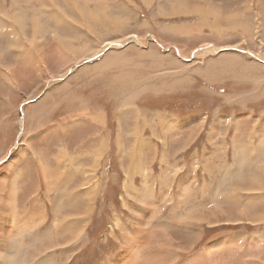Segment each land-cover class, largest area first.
Masks as SVG:
<instances>
[{"label":"rangeland","instance_id":"374dc122","mask_svg":"<svg viewBox=\"0 0 264 264\" xmlns=\"http://www.w3.org/2000/svg\"><path fill=\"white\" fill-rule=\"evenodd\" d=\"M107 1L110 0H0V183L4 178L7 181L6 188H0V221L8 217L13 193H18L19 201L15 200L18 221L11 219L9 229H13L11 236L23 243L24 263L39 264V261L48 260L49 264H132L138 254L137 248L132 249L135 252L126 250L137 241L139 264H264V172L258 170V173L252 174L249 182L233 190L231 182L238 184L242 175H235L233 181L227 177L236 166L234 146L237 142L245 138L257 144L259 140L255 137L254 141L251 125L242 126L248 133L244 138L234 134L232 128L228 133L221 134V123L218 128L217 124L214 126V119L217 117L218 120L221 116L244 118L245 123L250 124L253 118H259L264 125V76L260 75L264 62L258 54H249L247 45L242 43L239 52H243V59L235 61V67L231 70L225 68L226 62L216 60L221 57L218 56L220 53L232 50L221 42L212 46L203 44L204 41L197 37H172L170 33L158 32L160 21L168 25L179 20L191 22L190 18H196L192 14H183L190 13L183 7V3L189 0H167L166 4L171 8H165L157 19L151 18L150 12H156L159 0H154L150 11L144 4L139 5L127 24V36L117 39L120 41H105L97 51L99 53L96 52L94 56L95 53H92L89 59L80 56L74 59L71 56L73 61L68 62L61 59L59 54L57 56L54 49L48 52L50 47L43 48L42 54H37L35 44L38 39H35L39 32L33 30L37 28L35 21L61 20L57 11H49L52 7L65 8L71 14H67L68 23L72 22L77 31H92L108 17V8L104 7L102 12L95 15L91 13L93 6L106 4ZM190 1L205 3L211 0ZM223 1L227 6H232V1ZM83 5L91 7L85 15ZM257 5L256 0H251L248 12ZM113 15L118 19L121 16L118 13ZM90 16H94V19L84 20ZM123 18L126 22L127 17ZM199 18H202L198 20L202 35V29L215 28L204 18V14H200ZM167 30L179 36L189 31L187 27L175 28V25H169ZM61 32L71 31L63 29ZM14 33L19 36L12 42ZM56 37L60 39V36ZM72 38L75 40L78 35ZM212 41L209 38V42ZM14 46L21 55L14 52ZM248 46L254 49L250 44ZM259 48L262 52V45ZM181 49H184L182 54ZM77 51L79 49L74 53ZM237 53L224 54L236 56ZM14 55H20L16 56L20 59L16 60ZM112 56L114 62H107ZM105 61L107 66L103 68L101 64ZM235 70L237 73H234ZM177 73L180 84L174 85V82L178 83L175 78ZM66 79L70 85H61ZM142 86H145L144 91H141ZM58 88L64 90L55 98L60 102L68 99L70 105L66 106L68 102H64L53 111V115H48V120L38 122L33 117L34 102L46 93H55ZM128 97L133 102L125 106L123 102ZM90 106L99 108L104 121L108 119V126L100 125L106 136V147L103 141L93 145L90 139L99 131L94 129L88 137V131L83 133L86 124H82V120H86L85 117L92 119V123L101 121L85 116L86 110L93 112ZM124 110L133 112L134 119L127 118ZM71 112H78V116ZM70 113L68 124L72 122L71 118H76L78 122H72L69 128L74 129L75 135L82 140L66 143L64 137L63 142H54L47 137L48 141L44 143L48 127L59 123L65 114ZM162 116L169 118L166 120L168 123L170 120L180 122L181 119L195 116L192 118L197 121L196 127L202 124L200 129L203 130L196 143L181 155L190 160L197 152L200 160L195 168L196 195L189 202L190 206L183 202L182 205L177 204V192L180 182L183 184L181 192L188 191L187 178L192 177L194 168H191L193 172L184 170L182 175L179 173L175 178L173 168L168 167L176 160L174 149H178L179 145L170 150V162H159L163 149L161 143L164 144L162 140L167 141L168 135L179 132L176 128L166 131L163 118L160 122ZM189 121L192 124L191 118ZM152 122L162 126V136H153L155 131H150ZM233 122L236 123L237 119ZM177 128L181 129L182 126ZM212 128L217 131L216 134L212 132L214 136L210 132ZM137 131V138H129ZM125 133L128 137L124 136ZM144 135L153 138V141L145 139L149 146L144 147L142 153L141 142L139 146L134 144ZM218 135L220 140L216 137ZM157 142L159 146H155ZM253 142L245 143L249 153L245 150L243 171H247L248 162L261 163L257 168L264 171L263 157L247 158V155L252 156ZM70 143L73 146L69 147ZM58 144L60 147L55 148ZM153 149L156 150L155 155ZM206 155L210 158L211 171L203 166ZM179 162L184 163L185 159L181 158ZM222 162L226 163L225 168ZM255 167L256 164L252 170ZM14 169L21 174L14 173ZM160 171L162 177H168V186L163 185L164 191L162 183L154 178ZM243 174L244 178L251 176L250 173ZM255 177L259 179L257 184H253ZM66 179L69 181L65 183ZM219 182H222V186L225 183L223 188H218ZM49 184L53 186L49 187ZM158 192L161 195L156 198ZM217 194L218 200L213 201ZM76 195L80 196L78 200ZM88 195L90 199L87 200ZM250 197H254V200L251 201ZM167 200L169 204L166 207L159 204V201L163 203ZM224 201L229 203L224 205ZM27 207H31V211ZM35 213L40 219L35 221L36 226L32 229L22 231L14 225L30 221V216ZM76 217L78 220L84 219L81 227H77L76 223L71 226V221ZM140 217H144L145 221H140ZM151 229L153 236H150ZM4 239H7L6 236L3 238L0 232L1 249ZM155 250H158L157 253ZM122 252L124 257L119 259ZM0 257V264H5L4 257Z\"/></svg>","mask_w":264,"mask_h":264},{"label":"crops","instance_id":"0c3cea01","mask_svg":"<svg viewBox=\"0 0 264 264\" xmlns=\"http://www.w3.org/2000/svg\"><path fill=\"white\" fill-rule=\"evenodd\" d=\"M51 1L55 2L56 0H51ZM61 1H63V0H61ZM166 1L167 0H159L158 1L156 12L154 14L152 12H150L151 18L157 19L156 17H160L159 13H161L163 10H165V8H168V9L171 8L170 5L166 4ZM229 1H232V6H227L223 0H211V1L205 2V3H200L197 1H190L189 0V1H187V3H183V5H184L183 7L185 9H188L190 11V13H187V14L183 13V14L188 15V16L195 15L196 18H190L191 22L189 20H186V21L179 20V21H176L174 23H168V25H166L163 21L157 20V22L160 21V25H159V28H157V31L160 32V30H161L160 33H162V31L164 33H170V35L172 37L178 36V37L190 38V39L197 37V39H199L200 41H204L203 44L208 43L212 46H215V43L221 42L223 45L227 46V49H232V50H227V51H224L223 53H220L218 56L221 55V57L216 59V60H217V62H226V64L224 65L225 68H231V70L235 67L234 66L235 61L238 62L239 58L243 59V52H239V50L242 49L240 47L242 45V43L247 45L246 49H248L250 51L249 54H251L252 56H254L255 54H258V57H260V60L262 62H264V0H256L258 5L256 7H254L253 11H251V12H248V9H250L251 0H229ZM107 2L108 3H106V4H102V5L98 4V5L93 6L91 13H94L95 15L97 14V12H102V9L104 7L108 8V12H106L108 14L107 15L108 17H107V20H105V22L103 24L99 25L98 27L96 25H94L97 28H95V29L93 28L92 31H77L76 30L77 27H75V25L72 22L68 23L69 22L68 15L71 16V14L68 13L65 10V8L60 9L58 7H52L49 11H57V14H59L58 17H60L61 21L64 20L66 22H61V21L48 22V21H46L45 23H41V21H35L34 26H37V28H33V30L38 31L39 36H40V37L36 36V39H35V40L38 39L36 44H35V47L37 49L36 50L37 54H42L43 48L50 47L48 52H50L51 50L54 49L55 54L57 56L59 54L61 59H65L68 62L73 61L71 59V56L74 59H77L79 56H80V58H88L89 59L90 57L96 55L97 51H100L102 44L104 45L105 41H108L106 43H111L113 41H120L117 39H120L123 36L124 37L127 36L126 35V31L128 29L127 24L132 20V15L136 11L135 8H138L139 5L144 4L146 6V8H149V11H150L151 7L154 5V0H116V1L110 0ZM161 4H162L163 8H162V6H160ZM82 8L84 9V12H83L84 15H85V12H90V9H91V7L89 5L88 6L83 5ZM221 10H222V12H221ZM216 12H218V13L216 14ZM115 13H118L121 15L119 19L113 15ZM189 14H192V15H189ZM200 14L201 15L204 14V18L209 20L211 22V24H213L215 26V28H212V29H209V28L202 29L204 35H202V33H201V27H200L199 22H198L199 19L202 20V18H199ZM221 14H223L225 16L230 15L229 21H226L222 17L219 18L218 16H221ZM47 16L48 15L46 14L45 17H47ZM123 16L127 17L126 22H125V19L123 18ZM178 16L182 17V15H178ZM231 17H233V20L231 19ZM89 18L94 19V16L85 17L84 20L87 19V21H89ZM121 18H123V19H121ZM116 21L119 23H122V22H125V23L124 24H118ZM169 25H175V28L178 26L187 27L189 31L186 32L182 36L175 35L173 32L167 30V27ZM105 28H107V29H105ZM169 28L171 29V27H169ZM63 29L70 30L71 32L70 33L69 32H67V33L61 32L62 33L61 34L60 31H62ZM75 34L78 35V38L73 40L72 37ZM55 36H60V39H56ZM209 38L213 39L214 41L209 42ZM172 39H174V38H172ZM66 40H67V42H66ZM111 40H113V41H111ZM71 41L74 42L75 44L71 43ZM60 42L62 45L60 44ZM248 44L253 46L254 49H251L248 46ZM260 45H262V52H260L261 51L259 48ZM74 47H78L77 49H79V51H81V52L74 53V50H70V49H75ZM56 48L57 49L61 48V50L58 49L59 52L56 53V51H57ZM256 48H258V49H256ZM77 49H75V50H77ZM31 51L33 53H35V50H33L32 48H31ZM182 52H184V49H181V54H182ZM226 52H233L234 54L237 52H239V53H237L236 56H226L224 54ZM245 52H247V50ZM92 53H95V54L92 55ZM97 53H99V52H97ZM182 56H185V55L183 54ZM43 57H44V55H43ZM112 59H108L106 61H110ZM227 61H230V63H227ZM52 68H54L55 70H59L58 67H55V66H53ZM260 71H261L260 75L264 76L263 75L264 74V68L260 67ZM234 73H237V71L235 70ZM178 77H179V75L177 73L175 75V78L178 80ZM66 83H67V79L62 81L61 85L62 84L70 85L69 82L67 84ZM161 83H163V82H161ZM178 84H180L179 81H178ZM62 90H64V89L58 88V90H56L55 93H46L38 101L34 102L36 104L32 108V110L34 112L33 117L38 122L41 123V120H45V121L48 120L49 119L48 115H53L54 114L53 111L55 109L57 110L60 106H62V104L64 102H68V104L66 106L70 105V101L68 99H63V101L60 102L59 101L60 99L55 98L58 96L59 93H61ZM63 93H65V91H63ZM66 100H68V101H66ZM90 109H92L93 112L90 113L88 110H86L85 116L86 115H88L89 117L92 116V118L94 120L98 119L97 117H99L101 119V121H99V123H95V122L92 123L91 122L92 119L89 120L87 117H85L86 120L85 119L82 120V124L83 123L86 124L85 126H83V128H84L83 133H86V131H88L89 133L86 135L88 137L91 135L90 132H92V133L94 132V129L96 132L99 131L97 133V135H95L94 137H91L90 139L93 140V142H94L93 145H95L98 141H103V143H104L103 146H105V142L107 140H105L106 136L103 135L101 127H102V125L104 126V124H105V126H108V119L104 118L105 119V121H104L103 118H101L102 112L99 111L98 107H94V106L91 107L90 106ZM103 112L105 115V110ZM71 113H74L76 116H78V112L77 113L71 112ZM71 113L65 114L64 119L62 121H60L59 123L56 122L57 124L55 123V125H51L48 127L49 132L45 133L46 137L44 138V143L48 141L46 139L47 137L51 141H54V142H63L64 137L66 139V141H64V142H66V143H68V142L73 143L77 140H82L80 137L75 135L74 129L69 128V125L72 122H78V120L76 118H71L72 122L70 124H68L70 116L72 115ZM123 113H127L126 114L127 118L129 117V118L134 119L132 117L133 112H131L129 110H124ZM218 114H220V113H218ZM244 115H246V114H244ZM192 117H195V116H192ZM192 117H189L192 119V124L189 121V118L181 119L180 122H175V120H172L174 122V127L176 128L175 130L179 131V132L178 133L176 132L177 134L173 133L172 135H168L167 139L168 138L171 139V145L169 144V139L167 141H165L164 139L163 140L161 139L162 142L165 144V145L164 144L162 145V143H161V146L164 149V150L162 149V154L160 155V161L159 162H161V163L163 161H166V163L170 162V158H171L170 150L173 148H176L177 145H179L178 149H174L175 153H176V156H175L176 160L174 159L173 162L168 165V167L173 168V172H175L174 173L175 178H176V175L179 173L182 175L184 170H188V172H190V171L193 172V169H191V168H194V172H193L192 177L188 176V178H187L188 181L186 183L189 182L188 183V185H189L188 191L182 193L180 189H182L181 185H183V184H181V182H180V186L178 185L179 186V190L177 192V196H178V203L177 204L178 205H182V202H183L185 205L190 206L189 202L196 195V187L195 186H197V182H196L195 168L199 164L198 154H197V152H195L192 155V157L190 158V160H187L185 157L181 156V155H183V153L185 151H187L189 148H191L194 143H196L197 138L200 137V134L203 130V129H200L202 124H199V127H196V126H198L197 121H196V119H194ZM162 118H163V116L161 117L160 122L162 121ZM219 118L220 119H218V120H217V117L214 119V126H216V124H217L216 128H218L220 126V123H221V126H222V129L220 130L221 134L222 133H228L229 129L232 128L234 134L237 133L238 135H240L241 137L244 138V136L247 135L248 133L246 132V129L242 126H245V125L250 126L251 125L252 126L251 131H252V135L254 137V141H255V137H257L259 140V142L257 144H255L252 140L247 141L244 138V140H239L237 142V144L235 145V146H237V147H234V153H235L234 158H235L236 170L233 167L231 172L227 175V177H230L231 181H233L235 179V177H234L235 175L236 176L242 175V180L238 184L231 182V187L233 190V189L240 188L246 182H249V179L252 177V174L258 173V170L260 172H264V171H261L260 169L257 168L258 165L261 164L259 162H255V163L248 162L246 164V165H248L247 171H243L244 170L243 163L245 162L246 159H243V160L240 159V157H241V151L240 150H242L241 147H243V149H244V154H245V150L247 151V153H249L245 143L249 144L250 142L254 143L252 146V156L250 157L247 155V158L257 159L259 157H263V159H264V125L261 123L259 118H253L251 124L245 123L244 118L235 117L232 119L231 117H223L222 118V116ZM38 119H40V121ZM100 119H98V120H100ZM163 119H164L163 122H165L166 120H169V118H166V117ZM235 119H237L236 123L233 122V120H235ZM262 119L264 120V117ZM229 120H232V122H229ZM119 122H122V120H120ZM206 122H207V116L205 118V123ZM123 123H127V122L123 121ZM176 123H180V124H178V126H177ZM189 124H191V125H189ZM100 125H101V127H100ZM187 125H189L188 128H187ZM181 126H182V128H181ZM177 127L181 128V129H178ZM183 127H185L186 129L185 128L183 129ZM151 130L155 131V134L153 136H156V137H157V135L162 136V132H163L162 126L152 122V126L150 127V131ZM210 132H211V135L214 136L212 134V132L214 134H216L217 131L212 128V130ZM131 135H129V137ZM124 136L128 137V134L125 133ZM209 136H210V134L208 135V143H209ZM216 137H217V139L220 140V135H218ZM133 139H135V138H133ZM145 139L149 140V141H153V138H151L149 136H145V135L142 137V139L140 138L139 140H137V142L139 141L142 143V147H141V148H143L142 153L145 150L144 147L149 146V143ZM129 140H131V139H129ZM218 144L220 145L219 142H218ZM240 144H242L243 146L242 145L240 146ZM93 145H91V146H93ZM134 145L139 146L138 144H136V142ZM63 146H64V143H63ZM68 146L71 147L73 145H71V143H70V144H68ZM106 146H108V144H106ZM155 146H159L158 142L155 144ZM58 147H60V144H58L55 148H58ZM256 147L258 149L257 151L255 150ZM212 148H214V147L212 146ZM63 150L66 152L65 148H63ZM153 153L155 155V153H156L155 149H153ZM222 156L224 157V155H222ZM245 156H246V154H245ZM126 157H128V155ZM141 157H142V154H141ZM141 157H140V159H141ZM227 157H228V155H227ZM138 158H139V154L137 153V160H138ZM181 158L185 159L184 163L179 162V159H181ZM209 159L210 158L208 157V155H206L202 162H203V166L205 168H208L211 171L212 165L209 164ZM134 160H135V156H134ZM161 160H163V161H161ZM72 162H73V160H72ZM262 163L264 165V162H262ZM138 164H139V162H138ZM206 164H209V165H206ZM221 164L223 165L224 168L226 167L225 166L226 163L222 162ZM254 164H256V167H255V169L252 170V166ZM14 171H15V169H14ZM78 171H80V170H78ZM14 173H20L21 174L20 171H15ZM243 173H250L251 176H247L244 178ZM43 175H44L43 178L45 179L46 176H45V174H43ZM152 175H153V172H152ZM162 176H163V173L160 171L159 174H157V176L154 178H158L159 183H162V191H164L163 185L168 186V185H166V180H168L167 179L168 177L167 176L162 177ZM161 177L163 179H161ZM222 180H224V178ZM67 181H69V180L66 179L65 183ZM186 183H184V184H186ZM257 183H259V179L257 177H255L253 184H257ZM224 185H225V183H224ZM224 185L222 186V182H219L218 188L219 189L223 188ZM0 186H1L0 188L3 187L2 189L6 188L7 181H5V178L1 181ZM49 186H50V184H49ZM12 191H13L12 185H10V192H12ZM10 192H9V194H10ZM78 193H80V192H78ZM160 195H161V192H158L157 197L156 196L155 197L158 198ZM218 195L219 194H217L214 197L213 201L218 200ZM17 196H18V193L15 195V200L19 201ZM181 196H184V198L181 199ZM78 197H80V196L76 195V200ZM9 198H10V196L8 197L7 200H9ZM83 198H84V195H83ZM250 198H251V201H252V198L254 200V197H250ZM72 203H73V201L71 202V204ZM227 203H229V202L224 201L223 204L227 205ZM159 204L162 205V207H166L167 204H169V201L167 200L163 203H161V201H159ZM33 205H34V203H33ZM4 207H5V205H4ZM72 207H73V204H72ZM27 208H29V210L31 211V207H27ZM23 214H25V213H23ZM155 236H156V232H155ZM157 251L158 250H155L156 253H157Z\"/></svg>","mask_w":264,"mask_h":264},{"label":"bare ground","instance_id":"6f19581e","mask_svg":"<svg viewBox=\"0 0 264 264\" xmlns=\"http://www.w3.org/2000/svg\"><path fill=\"white\" fill-rule=\"evenodd\" d=\"M190 8V7H189ZM3 9V8H2ZM221 12H222V10H221ZM218 12H216V14H217ZM229 15V14H228ZM219 18L220 17H222V18H224L226 21H229V19H230V15L229 16H225V15H223V14H221V16H218ZM121 19H123V18H121ZM55 21H61V20H55ZM238 22V21H237ZM241 22V21H240ZM234 23V22H233ZM203 26V25H202ZM251 26V25H250ZM4 34V33H3ZM19 36V34L18 33H14L13 34V37H12V42H14L15 41V39H17V37ZM11 37V36H10ZM55 38L57 39V37L55 36ZM19 40V39H18ZM58 41V40H57ZM31 42V41H30ZM66 42H67V40H66ZM60 44H61V42H60ZM71 44V43H70ZM62 45V44H61ZM70 47V46H69ZM73 48V47H72ZM75 49H77L78 47H74ZM68 49V48H67ZM75 49H70V50H75ZM14 52H18L19 50H16L15 49V46H14ZM78 50V49H77ZM69 51V50H68ZM13 52V53H14ZM77 52H79V51H77ZM18 54H20V52H18ZM21 55V54H20ZM20 55H14V57L16 58V60H19L20 58H17L18 56H20ZM17 56V57H16ZM31 56V55H30ZM45 56V55H44ZM113 57V56H112ZM109 59V58H108ZM114 60H115V58H113L112 60H110V61H107V62H114ZM32 61V60H31ZM128 61V60H127ZM102 65V67L104 68L105 66H107V63H106V61L104 62V63H102L101 64ZM100 67V66H99ZM98 67V68H99ZM101 67V68H102ZM262 74V73H261ZM264 75V74H263ZM131 80H133L132 78H131ZM177 80V79H176ZM130 81V80H129ZM179 81V80H178ZM131 82V81H130ZM134 82V81H133ZM162 82H164V81H162ZM174 85H177L178 83H176V82H174L173 83ZM172 84V85H173ZM145 85H147V84H145ZM145 87V86H144ZM143 86H142V89H141V91H144L145 90V88H144ZM160 87V86H159ZM171 88H173V87H171ZM263 91V90H262ZM139 92H137V94H138ZM263 93V92H262ZM132 94V93H131ZM134 95H136V94H133V96ZM130 101H132L133 102V100H132V98H130V97H128V99H126L123 103L125 104V106L126 105H128V103L130 102ZM97 117V116H96ZM98 119H100L99 117H97ZM102 118V117H101ZM101 120V119H100ZM164 120V119H163ZM241 122V121H240ZM164 124L165 125H163V126H165V130L166 131H168V128H175L174 127V122L171 120L170 121V123H168L167 121L166 122H164ZM178 126V125H177ZM184 126V125H183ZM134 129H136V128H134ZM133 137H138V131L137 132H135V133H133L129 138H133ZM137 140H139V139H137ZM234 143V142H233ZM136 144H138V145H140L139 144V141L137 142L136 141ZM165 145V144H164ZM141 146H142V143H141ZM241 146V145H240ZM234 147H237V146H234ZM240 148V147H239ZM242 148V150H240L241 151V157H240V159L241 160H243V159H246V156H245V154H244V149H243V147H241ZM258 150V149H257ZM89 155V154H88ZM80 166V165H79ZM81 171V170H80ZM78 174V173H77ZM80 174V173H79ZM83 179V178H82ZM55 181L56 180H54V183L53 184H55ZM59 182V181H58ZM53 186V185H52ZM52 186H49V187H52ZM16 187V186H15ZM14 190H16V189H14ZM95 191V190H94ZM148 191H149V189H148ZM72 192V191H71ZM93 192V190L91 191V193ZM68 193V192H67ZM74 194V193H73ZM84 194V193H83ZM146 196L148 195V194H145ZM62 196V195H61ZM71 196V195H70ZM89 196V195H88ZM149 196V195H148ZM147 196V197H148ZM86 198V197H85ZM84 198V199H85ZM88 199H90V196L89 197H87V200ZM77 200H78V198H77ZM83 200V199H82ZM251 200V199H250ZM252 201H253V198H252ZM61 203V202H60ZM58 204V207L60 208V205L61 204ZM83 203H85L84 202V200H83ZM82 204V203H81ZM89 204V203H88ZM91 206V205H90ZM16 204H15V195H14V193H13V199H12V201L10 202V204H9V207H8V217L6 218V219H3V220H1L0 221V232L2 233V236H3V238H5V236H6V238L7 239H4V242H3V247H2V249L0 248V256H2V257H4V259H3V261H5V264H25L24 263V259H22L23 258V255H24V250H23V243L21 242V241H19L20 239L19 238H17L16 237V239H17V241H16V239H15V237H13V236H11V232L13 231V229H9V227H11L10 226V223H9V221H11V219H12V221L14 222V221H18L17 220V218H16ZM58 207L56 206V209L58 210ZM87 208V207H86ZM91 208H92V206H91ZM29 209V208H28ZM88 209V208H87ZM90 212V211H89ZM11 215H12V217H11ZM85 215H87V214H85ZM243 215H244V213H243ZM238 216H239V214H238ZM253 216V215H252ZM256 216V215H255ZM244 217V216H243ZM141 218V220L140 221H145V218L143 217H140ZM38 219H40V217H39V215L37 214V213H35L32 217L30 216V221L29 220H26V221H22V223H20V224H14L16 227H20L19 228V230H22V231H25L24 229H27V231L28 230H30V229H32L33 227H35L36 226V223H35V221L36 220H38ZM62 219V218H61ZM66 219V218H65ZM82 219V218H81ZM69 221V220H68ZM82 221H84V219L83 220H78V218L76 217L74 220H72L71 221V226L73 225L72 223H76V226L78 227L79 225H80V227H81V223H82ZM25 223V224H24ZM146 223V222H145ZM62 224V223H61ZM149 224V223H148ZM9 225V226H8ZM147 225V224H146ZM15 227V228H16ZM147 230H148V228H147ZM152 230V229H151ZM142 231V230H141ZM136 232V231H135ZM135 232H134V235H135ZM138 232V231H137ZM143 232V231H142ZM138 234V233H137ZM136 234V235H137ZM23 235V234H22ZM45 235H47V234H45ZM44 235V236H45ZM25 236V235H24ZM149 236V235H148ZM150 236H153V230L152 231H150ZM40 237H41V235H40ZM137 237V236H136ZM154 237H155V235H154ZM131 238V237H130ZM153 238V237H152ZM130 240V239H129ZM137 240H138V238H137ZM36 241V240H35ZM136 243H138L137 241H134L128 248L129 249H127L126 251H130V252H135L134 250L132 251V249H135V247L137 248L136 249V253L138 252V254H136L137 256H136V258H135V260H134V262H132V264H139V263H137L138 262V255H139V252H140V248L139 247H137V245H136ZM142 243V242H141ZM139 245V244H138ZM144 245V244H143ZM140 247H141V244H140ZM126 249V248H125ZM131 249V250H130ZM30 249H28V251H29ZM2 251H3V253H2ZM26 252H27V250H26ZM127 253V252H126ZM26 254V253H25ZM29 254V253H28ZM128 254V253H127ZM126 254V255H127ZM130 255H133V254H131L130 253ZM157 255V254H156ZM31 257V256H30ZM122 257H124V253L122 252V254H121V257H119V259L120 258H122ZM1 258V257H0ZM133 259V258H132ZM129 260H130V258H129ZM30 262V261H29ZM49 261L47 260V261H45V262H40L39 261V264H49L48 263ZM29 264V263H28ZM31 264V263H30ZM38 264V263H37ZM53 264V263H52Z\"/></svg>","mask_w":264,"mask_h":264}]
</instances>
